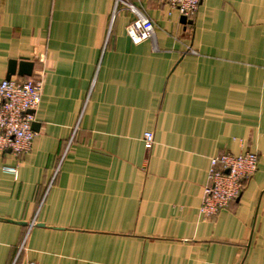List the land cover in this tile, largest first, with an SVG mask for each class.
Listing matches in <instances>:
<instances>
[{
  "label": "crops",
  "instance_id": "0c3cea01",
  "mask_svg": "<svg viewBox=\"0 0 264 264\" xmlns=\"http://www.w3.org/2000/svg\"><path fill=\"white\" fill-rule=\"evenodd\" d=\"M131 1L154 39L114 0H0V81L22 57L44 81L32 150L0 151V264H264V0L187 24ZM248 150L257 172L204 218L211 158Z\"/></svg>",
  "mask_w": 264,
  "mask_h": 264
},
{
  "label": "built area",
  "instance_id": "2783aa9c",
  "mask_svg": "<svg viewBox=\"0 0 264 264\" xmlns=\"http://www.w3.org/2000/svg\"><path fill=\"white\" fill-rule=\"evenodd\" d=\"M114 1V15L119 5H123L132 14L126 30L133 43L154 39L155 23L141 5L131 0ZM164 1L189 19L197 12L201 3V0ZM43 89L42 77L14 75L11 79L4 78L0 81V151L9 150L19 155L32 150L37 135L32 125L42 100ZM154 138L152 131L144 133L143 141L147 149L153 146ZM258 159V153L251 150L238 154L226 151L211 158L208 183L200 206L204 218L217 217L241 195L248 181L258 170ZM2 169L12 174L15 179L18 178L17 165H3ZM34 223L35 221L31 224ZM25 240L26 238L20 246V251L24 248Z\"/></svg>",
  "mask_w": 264,
  "mask_h": 264
},
{
  "label": "water",
  "instance_id": "95a60500",
  "mask_svg": "<svg viewBox=\"0 0 264 264\" xmlns=\"http://www.w3.org/2000/svg\"><path fill=\"white\" fill-rule=\"evenodd\" d=\"M181 22L184 24L191 23L192 20L187 18L185 15L181 16ZM35 63L31 61L29 58L22 57L20 59H10L9 61V67H8V73L6 78L11 79L12 76L18 75L21 77H31L33 76ZM33 129L35 131L39 130V122H33ZM21 224H27L22 221H19Z\"/></svg>",
  "mask_w": 264,
  "mask_h": 264
}]
</instances>
